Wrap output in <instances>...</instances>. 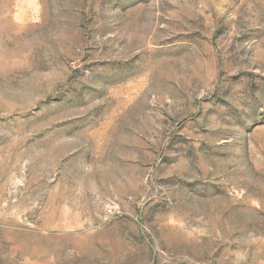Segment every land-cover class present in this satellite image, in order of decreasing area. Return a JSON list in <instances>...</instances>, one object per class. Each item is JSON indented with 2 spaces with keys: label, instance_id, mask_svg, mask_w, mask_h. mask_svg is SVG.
I'll list each match as a JSON object with an SVG mask.
<instances>
[{
  "label": "rangeland",
  "instance_id": "374dc122",
  "mask_svg": "<svg viewBox=\"0 0 264 264\" xmlns=\"http://www.w3.org/2000/svg\"><path fill=\"white\" fill-rule=\"evenodd\" d=\"M0 264H264V0H0Z\"/></svg>",
  "mask_w": 264,
  "mask_h": 264
}]
</instances>
